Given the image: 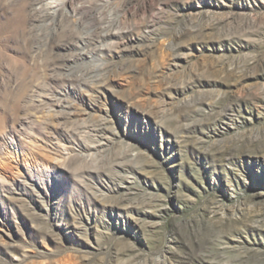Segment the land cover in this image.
Wrapping results in <instances>:
<instances>
[{
    "label": "rangeland",
    "instance_id": "obj_1",
    "mask_svg": "<svg viewBox=\"0 0 264 264\" xmlns=\"http://www.w3.org/2000/svg\"><path fill=\"white\" fill-rule=\"evenodd\" d=\"M0 264H264V0H0Z\"/></svg>",
    "mask_w": 264,
    "mask_h": 264
},
{
    "label": "bare ground",
    "instance_id": "obj_2",
    "mask_svg": "<svg viewBox=\"0 0 264 264\" xmlns=\"http://www.w3.org/2000/svg\"><path fill=\"white\" fill-rule=\"evenodd\" d=\"M62 1V0H61ZM66 3V2H65Z\"/></svg>",
    "mask_w": 264,
    "mask_h": 264
}]
</instances>
